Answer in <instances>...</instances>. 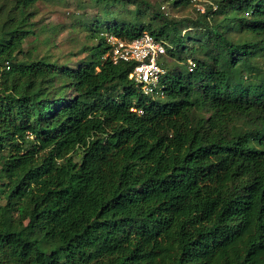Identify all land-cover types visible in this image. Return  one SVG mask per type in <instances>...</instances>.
<instances>
[{
    "label": "trees",
    "instance_id": "16d2710c",
    "mask_svg": "<svg viewBox=\"0 0 264 264\" xmlns=\"http://www.w3.org/2000/svg\"><path fill=\"white\" fill-rule=\"evenodd\" d=\"M40 1L0 0V264H264V0H94L75 64L22 50Z\"/></svg>",
    "mask_w": 264,
    "mask_h": 264
},
{
    "label": "rangeland",
    "instance_id": "374dc122",
    "mask_svg": "<svg viewBox=\"0 0 264 264\" xmlns=\"http://www.w3.org/2000/svg\"><path fill=\"white\" fill-rule=\"evenodd\" d=\"M203 3L179 9L169 4L161 7L169 15L182 18L193 16L195 7L204 9ZM102 14V8L94 0L40 1L33 8L30 25H27L31 32L21 46L22 50L24 53L32 51L34 56L49 55L61 63L75 64L90 53V47L99 43L93 31L86 29L82 21Z\"/></svg>",
    "mask_w": 264,
    "mask_h": 264
},
{
    "label": "built area",
    "instance_id": "2783aa9c",
    "mask_svg": "<svg viewBox=\"0 0 264 264\" xmlns=\"http://www.w3.org/2000/svg\"><path fill=\"white\" fill-rule=\"evenodd\" d=\"M108 41L112 45L109 55L113 61L133 62L131 77L142 91L146 95L158 93L157 89L166 73V68L161 64L166 54V45L148 32L131 41L109 35ZM6 67H10L8 62Z\"/></svg>",
    "mask_w": 264,
    "mask_h": 264
}]
</instances>
